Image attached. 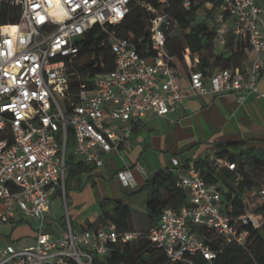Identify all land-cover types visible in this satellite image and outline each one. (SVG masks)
Returning a JSON list of instances; mask_svg holds the SVG:
<instances>
[{"label": "built area", "instance_id": "obj_1", "mask_svg": "<svg viewBox=\"0 0 264 264\" xmlns=\"http://www.w3.org/2000/svg\"><path fill=\"white\" fill-rule=\"evenodd\" d=\"M9 1L19 5L22 14L19 22L0 25V133H6L0 137V222L12 221L20 210L39 225L34 243L1 245L0 264H69V257L79 264H93L94 256L108 255L114 243L143 236L163 248L171 261L197 264L192 259L195 255L213 261L220 250L206 242L197 225L215 231L226 242L246 245L250 226L262 225L260 215L253 211L233 214L232 204L226 210L221 190L209 184L194 165L177 167V157L172 163L178 184L188 194L186 206L180 210L165 207L159 221L147 229L119 231L113 222L77 229L66 196V158L70 150L74 159L103 166L105 156L127 143L146 115H167L188 97L210 92L236 93L240 101L250 95L264 98L260 88L264 6L259 0H220L215 14V39L223 46L230 33L248 35L252 56L246 68L205 73L197 68L198 54L192 59L187 47L185 74L172 64L165 47L167 31L175 25L167 13L153 20L150 55L140 53L131 39L117 37L111 30L130 12L132 3L151 0ZM206 2L212 9L214 3ZM183 4L190 8L193 2L184 0ZM95 25L107 34L102 43L112 46L115 66L88 74L76 90L72 82L75 64L83 39ZM217 161L237 169V163L226 157ZM118 175L125 185H132L129 167ZM242 178L237 172L236 179ZM59 193L65 215L57 234L47 225L52 197ZM256 194L264 200V186L247 193Z\"/></svg>", "mask_w": 264, "mask_h": 264}, {"label": "trees", "instance_id": "obj_2", "mask_svg": "<svg viewBox=\"0 0 264 264\" xmlns=\"http://www.w3.org/2000/svg\"><path fill=\"white\" fill-rule=\"evenodd\" d=\"M207 1V0H205ZM214 3L210 12L212 14L198 17V11L204 1L186 8L184 0H151L149 4L134 2L130 12L119 23L111 26V30L117 37L129 38L142 54L150 55L153 52L151 46V27L153 20L163 13L175 23L166 34V50L172 55V64L185 74L188 72V64L185 57L186 48L191 51L192 59L198 54L197 68L205 73H212L218 68L243 67L251 43L248 35L237 36L229 34L227 43L218 51L215 31V10L221 5L220 0H211ZM151 6L152 8H150ZM159 11V12H158ZM209 11V10H208ZM21 7L2 0L0 4V25L17 23L21 20ZM174 27L179 32L171 35ZM9 28V27H6ZM105 32H99V26L95 25L83 39V45L79 59L76 61L72 82L75 89L84 77L98 71H108L115 66V53L112 46L102 43L106 38ZM6 133H0L5 137ZM74 144V139L69 145ZM218 157H226L237 163V169L232 170L217 161ZM177 167L187 169L194 165L200 170L201 175L209 184H214L222 192L224 208L232 204L233 214L243 212H257L264 225V200L256 194L247 193L261 187L255 177L264 178V148L248 145L245 141L217 142L214 144V154L196 158L179 159ZM66 196L68 204L69 191L77 182H80L83 173L94 168L81 159H74L69 150L66 158ZM248 169H250L249 174ZM239 172L243 178L237 180ZM188 203L187 191L178 184V173L175 166L159 168L152 172L146 182L137 189H131L119 198L97 196L99 207L98 219L84 221L80 229L97 228L111 222L116 224L119 231L135 228L133 220V207H143L148 216V226L159 221L160 214L167 206L180 210ZM251 227V235L246 245L234 242H226L215 231L197 225L195 228L201 232L206 242L213 248L220 250L213 261H208L202 255L192 256L197 264H264V235L260 227ZM69 264H79L69 257ZM93 264H189L188 261H171L163 248L159 247L149 237L143 236L132 242H117L112 245L110 253L104 257L95 255Z\"/></svg>", "mask_w": 264, "mask_h": 264}, {"label": "crops", "instance_id": "obj_3", "mask_svg": "<svg viewBox=\"0 0 264 264\" xmlns=\"http://www.w3.org/2000/svg\"><path fill=\"white\" fill-rule=\"evenodd\" d=\"M259 3L264 6L262 0ZM262 17L264 21V13ZM251 56L249 51L243 68L249 64ZM262 58L264 63V52ZM260 88L264 90V71ZM228 141H245L250 146L264 148V98L250 95L240 101L236 93L208 92L188 97L183 105L167 115L149 113L135 125L127 143L106 155L103 166L93 165L92 170L83 173L80 182L70 189L72 217L76 219L74 227L80 229L84 221L98 219L97 196L122 197L126 191L142 186L155 170L172 166L174 157L185 159L214 154L215 143ZM126 167H129L132 185H125L118 175ZM48 216L47 229L58 234V228L64 226L62 218L54 219L50 210ZM31 219L18 210L12 221L0 222L4 244H18L24 239L34 243L39 222Z\"/></svg>", "mask_w": 264, "mask_h": 264}, {"label": "rangeland", "instance_id": "obj_4", "mask_svg": "<svg viewBox=\"0 0 264 264\" xmlns=\"http://www.w3.org/2000/svg\"><path fill=\"white\" fill-rule=\"evenodd\" d=\"M202 1H204V4L198 11V17H203L206 14L211 15L212 12H210L209 3H207L205 0H197V3L202 2ZM219 8L220 6L217 7L215 12L218 11ZM178 32H179L178 27H174L171 31V35L176 34ZM216 48L218 51L222 49L218 43H217ZM248 171L250 174V169H248ZM250 175L253 176L252 173ZM255 179L258 181L260 186H264L263 177H255ZM105 180L108 181V179H105ZM69 211L72 216V203L69 204ZM132 212H133V217H134V226L136 228L145 229L148 226V216H147L145 209L143 207H138L134 205ZM50 215L54 219H57V220L61 219L65 215L64 200L62 198V195L57 194L52 197ZM26 218H32V217H26ZM31 220L34 221V218H32ZM72 224L73 225L76 224V219L74 217H72ZM58 225H61V224L59 223ZM60 229H61V226L58 228V230L60 231ZM260 232L264 235V225L260 226ZM2 244H4V240H3L2 235L0 234V246ZM27 244H30V241L28 239H24L23 241L18 243L19 246H23Z\"/></svg>", "mask_w": 264, "mask_h": 264}]
</instances>
